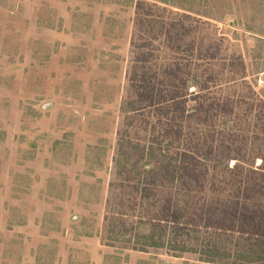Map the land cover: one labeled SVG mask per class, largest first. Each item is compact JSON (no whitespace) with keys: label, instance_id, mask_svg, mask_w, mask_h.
Instances as JSON below:
<instances>
[{"label":"rangeland","instance_id":"obj_1","mask_svg":"<svg viewBox=\"0 0 264 264\" xmlns=\"http://www.w3.org/2000/svg\"><path fill=\"white\" fill-rule=\"evenodd\" d=\"M256 257L264 0H0V264Z\"/></svg>","mask_w":264,"mask_h":264},{"label":"trees","instance_id":"obj_2","mask_svg":"<svg viewBox=\"0 0 264 264\" xmlns=\"http://www.w3.org/2000/svg\"><path fill=\"white\" fill-rule=\"evenodd\" d=\"M183 154H184V158H185V160H186L187 163L192 164V162L195 161V157H194L193 155L187 154L186 152H184ZM174 170H175V169H174ZM260 257H261V256H260ZM257 259L260 260V261L264 260L263 257H262V258H257V257H256V260H257Z\"/></svg>","mask_w":264,"mask_h":264}]
</instances>
